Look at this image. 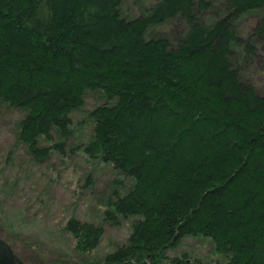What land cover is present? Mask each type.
<instances>
[{"label":"trees","instance_id":"16d2710c","mask_svg":"<svg viewBox=\"0 0 264 264\" xmlns=\"http://www.w3.org/2000/svg\"><path fill=\"white\" fill-rule=\"evenodd\" d=\"M122 1L0 0V108L21 113L16 140L33 162L67 155L73 113L88 92L104 100L80 149L117 173L106 221L133 226L101 260L105 225L71 215L74 253L192 264L170 251L201 238L216 264H264V80L241 74L264 60V0H157L130 17ZM244 17L254 22L240 35ZM176 19L187 26L176 39L149 34Z\"/></svg>","mask_w":264,"mask_h":264},{"label":"rangeland","instance_id":"374dc122","mask_svg":"<svg viewBox=\"0 0 264 264\" xmlns=\"http://www.w3.org/2000/svg\"><path fill=\"white\" fill-rule=\"evenodd\" d=\"M122 2L124 15L130 17L148 14L157 0ZM215 13V10L204 12L202 20L214 18ZM253 18L240 19L237 23L240 35L252 31ZM186 28V24L176 19L152 27L149 34L174 40ZM242 71L250 83L260 86L261 79L264 80V60L256 59L253 67L243 65ZM103 101L100 92H88L85 106L73 113L75 135L68 141V154L63 156L53 151V156L42 164L33 162L27 148L16 140L15 123L21 113L0 108V238L9 242L24 264H85L72 249L74 239L63 230L71 215L78 216L82 222L105 225V238L92 255L98 259L128 242L133 220L121 218L109 223L104 218L105 202L116 185L117 173L109 165L88 158L80 149L89 138V112ZM50 143L44 144L50 146ZM213 250L209 239L188 238L169 255L187 252L192 264H216L221 259Z\"/></svg>","mask_w":264,"mask_h":264},{"label":"water","instance_id":"95a60500","mask_svg":"<svg viewBox=\"0 0 264 264\" xmlns=\"http://www.w3.org/2000/svg\"><path fill=\"white\" fill-rule=\"evenodd\" d=\"M0 264H21L8 241L0 238Z\"/></svg>","mask_w":264,"mask_h":264}]
</instances>
